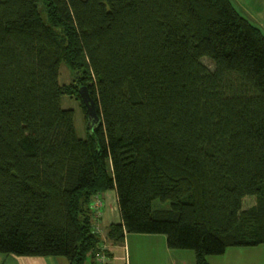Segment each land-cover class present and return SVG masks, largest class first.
Instances as JSON below:
<instances>
[{"label":"trees","instance_id":"16d2710c","mask_svg":"<svg viewBox=\"0 0 264 264\" xmlns=\"http://www.w3.org/2000/svg\"><path fill=\"white\" fill-rule=\"evenodd\" d=\"M110 190L115 243L165 235L196 264L264 244V33L231 0H0V253L85 264Z\"/></svg>","mask_w":264,"mask_h":264},{"label":"crops","instance_id":"0c3cea01","mask_svg":"<svg viewBox=\"0 0 264 264\" xmlns=\"http://www.w3.org/2000/svg\"><path fill=\"white\" fill-rule=\"evenodd\" d=\"M99 196L105 202L103 214L98 221L102 229L100 239L102 244L106 245L108 249L109 264H130L131 234H127L124 242L121 243H115L108 238L109 227L112 224L122 222L116 190L103 192ZM251 199L255 202L254 198ZM145 236L151 239L155 238L152 237L153 235ZM162 241L164 242L163 236ZM164 248L167 255L164 264H194L193 260L196 264L195 254L194 256L189 255V260H187L184 257H180L177 250L173 251V249L169 248L168 244ZM7 258L10 260L8 264H69V260L65 257H24L9 255ZM217 258L210 259V264H264V244L256 247H231L227 249L224 255L218 256ZM85 264H97L94 253L91 252L87 255Z\"/></svg>","mask_w":264,"mask_h":264},{"label":"rangeland","instance_id":"374dc122","mask_svg":"<svg viewBox=\"0 0 264 264\" xmlns=\"http://www.w3.org/2000/svg\"><path fill=\"white\" fill-rule=\"evenodd\" d=\"M237 11L248 20H250L255 26H257L264 33V0H231ZM43 5V3H42ZM41 5V6H42ZM204 62L214 67L213 63L209 59H204ZM60 81L64 85L74 86L76 85V76L68 68L66 63L61 67ZM62 105L66 109H73L75 111V125L77 133L80 137L86 138L88 135V128L85 122L84 114L81 109V105L73 95L63 96ZM253 199L246 198L244 202L245 207H249L253 203ZM254 204V203H253ZM155 208H169L170 202H162L156 200L154 202ZM104 211V210H103ZM103 214V213H102ZM102 216V215H101ZM145 235L149 234H131L130 237V264H164L167 255L165 253L166 237L165 235H153V239L147 238ZM162 236L164 242L162 241ZM174 251V249H173ZM175 253V252H173ZM180 257H184L189 260V255L194 256V252L190 250H177ZM176 254V253H175ZM183 255V256H181ZM9 255L0 253V264H8ZM195 257V256H194ZM218 256H211L210 259H218ZM195 264V261L193 260Z\"/></svg>","mask_w":264,"mask_h":264},{"label":"built area","instance_id":"2783aa9c","mask_svg":"<svg viewBox=\"0 0 264 264\" xmlns=\"http://www.w3.org/2000/svg\"><path fill=\"white\" fill-rule=\"evenodd\" d=\"M92 207H93L95 219H96V221H95V232L100 235V234H102V229H101L98 221H99V219L103 213V210L105 208V202L98 195L94 199ZM99 248H100V252L96 256L97 264H109L108 249H107L106 245L101 243Z\"/></svg>","mask_w":264,"mask_h":264},{"label":"water","instance_id":"95a60500","mask_svg":"<svg viewBox=\"0 0 264 264\" xmlns=\"http://www.w3.org/2000/svg\"><path fill=\"white\" fill-rule=\"evenodd\" d=\"M80 92L83 96V101L87 106L90 127L93 129L101 120L96 111L95 101L90 96L87 87H82Z\"/></svg>","mask_w":264,"mask_h":264}]
</instances>
